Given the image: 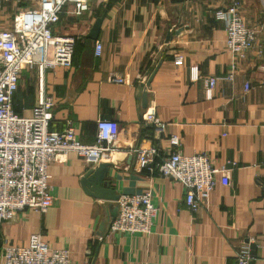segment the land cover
Listing matches in <instances>:
<instances>
[{
  "label": "crops",
  "instance_id": "0c3cea01",
  "mask_svg": "<svg viewBox=\"0 0 264 264\" xmlns=\"http://www.w3.org/2000/svg\"><path fill=\"white\" fill-rule=\"evenodd\" d=\"M38 3L1 1L0 30L12 29L19 12ZM234 4L256 31L241 60L227 50L225 22L217 16ZM54 32L74 36L76 45L70 67L45 73L56 103L50 129L71 122L79 139L92 144L105 119L116 122L119 136L98 163L75 152L57 156L48 169L52 207L19 211L0 224V260L5 246H26L41 234L52 248H68L76 264H238L246 243L250 254L251 243L257 245L251 264H264V0H89L79 16L65 12ZM177 56L184 58L180 66ZM38 77L37 67L22 72L12 101L20 116L33 114ZM147 112L165 127L144 121ZM173 135L183 155L205 152L230 169V184L217 176L196 213L181 183L137 165L140 149L157 148L163 162L174 150ZM102 164L109 166L104 185L115 194L152 193L158 215L149 235L109 233L116 201L96 198L83 184Z\"/></svg>",
  "mask_w": 264,
  "mask_h": 264
},
{
  "label": "built area",
  "instance_id": "2783aa9c",
  "mask_svg": "<svg viewBox=\"0 0 264 264\" xmlns=\"http://www.w3.org/2000/svg\"><path fill=\"white\" fill-rule=\"evenodd\" d=\"M88 1L39 0L37 8L19 12L12 29L0 30V224L19 211L46 212L52 207L48 169L57 156L75 152L89 163H98L109 156L118 139L116 122L105 119L98 120L97 138L92 144L79 139L71 122L61 131L50 129L56 103L46 92L45 73L57 67H70L76 45L74 36L56 35L54 28L65 12L81 15ZM217 16L225 22L227 50L236 59H244L254 45L256 31L245 24L236 4L217 11ZM100 53L101 44L97 43V56ZM183 63V56L175 58L176 65ZM30 67L38 69V95L32 116L23 117L14 111L12 101L22 72ZM113 81L124 82L116 76ZM209 84L213 87L216 79L211 78ZM144 121L160 129L165 127L155 112L145 113ZM180 145L181 138L173 135L174 150L160 164L156 160L157 148L140 149L137 165L141 171L158 170L164 178L181 183L186 190V204L196 213L214 190L217 176H221L222 184H230V169L215 165L205 152L183 155L178 149ZM116 204L118 213L111 221L110 234L152 232L158 208L151 192L120 194ZM251 260L250 245L246 243L238 254V264H251ZM0 264L76 263L68 248H52L41 234H33L26 246H5Z\"/></svg>",
  "mask_w": 264,
  "mask_h": 264
},
{
  "label": "water",
  "instance_id": "95a60500",
  "mask_svg": "<svg viewBox=\"0 0 264 264\" xmlns=\"http://www.w3.org/2000/svg\"><path fill=\"white\" fill-rule=\"evenodd\" d=\"M104 18H99L96 21L95 24V30L93 31L92 37L97 39L99 29L102 26ZM154 77V74L152 73L147 84L150 83L152 78ZM108 167L106 164H102L100 167H98L97 170L90 171L83 179V184H85L90 193L95 196L96 198L108 200V201H117L119 198L118 194H115L113 190L108 189L104 185V179L105 174L108 172ZM118 213V207H114L113 213L111 214V217L114 219ZM257 248V245L255 243H251V256L252 258L255 256V250Z\"/></svg>",
  "mask_w": 264,
  "mask_h": 264
}]
</instances>
